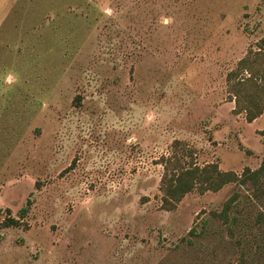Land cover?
<instances>
[{"label":"rangeland","instance_id":"obj_1","mask_svg":"<svg viewBox=\"0 0 264 264\" xmlns=\"http://www.w3.org/2000/svg\"><path fill=\"white\" fill-rule=\"evenodd\" d=\"M260 53L264 0H0V264H264L249 182L159 189L163 156L260 165Z\"/></svg>","mask_w":264,"mask_h":264},{"label":"trees","instance_id":"obj_2","mask_svg":"<svg viewBox=\"0 0 264 264\" xmlns=\"http://www.w3.org/2000/svg\"><path fill=\"white\" fill-rule=\"evenodd\" d=\"M262 60L264 59V54ZM259 58V57H258ZM251 73V72H250ZM251 74H254L252 71ZM232 75V74H230ZM253 75H250L252 77ZM248 81L254 86V93H264V85L257 86L255 82H252V78L242 79L238 82V85H242ZM239 90L236 89V92ZM248 103L241 104L238 101V95L236 94V108L237 111L244 110L246 112V120L252 121L259 116L264 109V96L260 99H252L251 94H247ZM264 134V129L261 130ZM163 161V175L160 180L161 206L166 210H173L181 198L192 190H197L200 193H204L208 190L217 191L229 182H238L241 184L249 182L254 186V189L260 193H264V157L260 165L256 169L245 167L241 174H237L233 170H221L216 163H207L202 166L197 164L184 165L180 162L179 157H162ZM237 194H232L223 205L220 212L216 213L222 218L225 224L231 229L237 222L236 215H230V210L234 207ZM26 208H21L20 217H24ZM20 220L9 216L5 222L6 225H20ZM192 228L190 232H193Z\"/></svg>","mask_w":264,"mask_h":264},{"label":"crops","instance_id":"obj_3","mask_svg":"<svg viewBox=\"0 0 264 264\" xmlns=\"http://www.w3.org/2000/svg\"><path fill=\"white\" fill-rule=\"evenodd\" d=\"M262 115H263V113H262ZM261 116H259V117H257L256 119H258V118H260Z\"/></svg>","mask_w":264,"mask_h":264}]
</instances>
